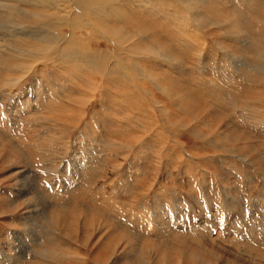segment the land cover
I'll return each mask as SVG.
<instances>
[{
    "label": "rangeland",
    "instance_id": "rangeland-1",
    "mask_svg": "<svg viewBox=\"0 0 264 264\" xmlns=\"http://www.w3.org/2000/svg\"><path fill=\"white\" fill-rule=\"evenodd\" d=\"M156 1L144 25L177 61L134 53L136 72L85 18L77 62L31 61L34 37L8 23L70 28L31 23L55 20L53 0H0V264H54L43 244L64 264H264V0ZM99 51L123 84L89 79Z\"/></svg>",
    "mask_w": 264,
    "mask_h": 264
},
{
    "label": "bare ground",
    "instance_id": "bare-ground-1",
    "mask_svg": "<svg viewBox=\"0 0 264 264\" xmlns=\"http://www.w3.org/2000/svg\"><path fill=\"white\" fill-rule=\"evenodd\" d=\"M33 3H38L40 1L43 2V0H31ZM46 1V0H45ZM54 2L51 3L48 6V10L50 11H54L53 13H51V15L55 16V20H52V18H50V20L45 21L42 17V21L40 20L39 17H37L34 14H31L30 12L27 13L29 16L31 15L30 18L34 19L35 21L31 22V23H39V22H44L45 24L49 25V27L47 26L45 29H49V28H54L55 27V23H57L58 25H65L67 27L70 28V33H71V37H64L63 39L58 38L57 36H53V34L49 31H37L36 34H29L30 30H24L27 28V26L25 27V23L20 22V23H8L7 25H17L19 27H21V29L23 30H19L22 31L23 33H19L17 34V36L21 37V36H25L27 35V37H34L35 40H37V42H35V40H25L23 42V44L26 45V47L28 48V54H29V58L31 61L34 62H38V63H42L43 60L46 57L49 56H54L56 60H58L59 62L65 63L68 65L70 63H75L78 61V59L81 57L80 53L77 51V48L74 45V41H75V36L78 32L84 31L82 30V27H80V25H84L85 23L83 22V18H85V20H90L93 24L96 25V27L99 30V34L104 36L106 38V40L108 42H111L110 44L113 45L115 48L117 46V48L119 49V52L121 51V53H123L122 56L123 59H125V66L127 67V62L131 61L132 64L134 65V67L138 70L136 72H140L141 71V66L139 65V62H134L133 61V57H135L136 55L141 56V59L143 61H152L153 63H156L158 60L157 58L165 56L168 59H171L173 61H177L174 56L172 54L168 55V44H166L165 42L161 41V36L158 34V31L154 30L152 27H150L149 25H144V20L147 22L148 18H155L153 20L157 21L158 18H156V16L153 14L154 10L156 7H158L157 5V1L156 0H123V4L122 7L120 8L121 2H119L118 4L115 2H112L113 0H53ZM142 1V2H140ZM175 2L177 0H174ZM180 3L182 4H190L191 8L193 9V5L188 1V0H179ZM178 1V2H179ZM199 0H195V5L198 3ZM61 3V4H60ZM127 3L128 6H126V10H123V6H125V4ZM29 5V4H28ZM36 5V4H35ZM43 6V5H42ZM128 7V8H127ZM188 7V8H190ZM6 8V7H5ZM123 8V9H122ZM187 8V7H186ZM9 9V8H8ZM160 9V8H159ZM44 10V9H43ZM47 10V9H46ZM195 10V7H194ZM26 11V10H25ZM30 11V10H29ZM87 11V16L85 15V12ZM159 11V10H158ZM10 13V16H15L16 14H19L18 10L13 9L8 11ZM26 13V12H25ZM139 13H142V16H139ZM141 15V14H140ZM4 16V14L0 15V20L2 19V17ZM19 16V15H18ZM41 16V15H40ZM155 16V17H154ZM88 17V18H87ZM166 17V16H165ZM195 17H197V15H195ZM12 18V17H11ZM21 18V15H20ZM25 18L22 16V19ZM49 18V17H48ZM9 19V18H8ZM149 19V20H150ZM26 20V19H25ZM31 20V19H30ZM151 20V21H153ZM163 21V19H161ZM27 21H29L27 19ZM12 22V21H11ZM143 22V23H142ZM150 22V21H149ZM172 22V21H171ZM154 24V22H151ZM173 23V22H172ZM184 23V22H183ZM164 24V23H163ZM12 25V26H13ZM86 25V24H85ZM115 25H118V27H116ZM162 25V24H161ZM167 25V24H166ZM169 25V24H168ZM179 25V24H178ZM176 25V26H178ZM156 26V25H155ZM34 29V28H33ZM176 29V28H175ZM183 29L185 30L186 28L183 27ZM5 30V29H4ZM166 31H170L168 29H166ZM86 32L92 36L93 32H88V30H86ZM165 33V32H164ZM237 33V32H236ZM66 34V33H65ZM226 34V33H225ZM239 34V33H238ZM182 36V35H181ZM224 36V35H223ZM243 36V35H242ZM258 37V36H257ZM62 38V37H61ZM229 38V37H228ZM240 39V38H239ZM94 40V39H93ZM253 40V39H252ZM30 41H34V42H30ZM243 42V41H242ZM167 48V50H166ZM9 49L11 50V48L9 47ZM223 49V48H222ZM4 50V49H3ZM170 50V49H169ZM175 50V49H174ZM5 51V50H4ZM19 51V50H18ZM172 51V50H171ZM23 52V51H22ZM228 51H226V54ZM5 53V52H4ZM19 53V52H18ZM27 54V55H28ZM232 54V53H231ZM258 54V53H257ZM69 56V59L67 58ZM130 58H128V57ZM199 56V55H197ZM228 56V55H227ZM25 57V56H23ZM27 57V56H26ZM20 58V57H19ZM166 58V59H167ZM85 59H87V61H89V64L87 63L86 65L89 66L90 68V76L89 79L90 80H94L96 78H100L102 80L108 81L107 83H111L112 81H118L119 83L123 84L122 81L120 80V76L119 74L117 75L116 73H118V70H115L116 66L111 63L109 56L106 55L105 53L102 52H94L92 54L89 55V57L85 56ZM89 59V60H88ZM162 60V59H160ZM255 60V59H254ZM261 60H264V53L262 52V54H258L257 59L255 60L256 65H261ZM83 61V60H82ZM119 61V60H118ZM122 61V62H124ZM167 61V60H166ZM165 61V62H166ZM114 62V61H113ZM182 63V62H181ZM180 63V64H181ZM199 63V62H198ZM202 63V61H201ZM32 64V63H31ZM30 64V65H31ZM178 63H175V65H177ZM242 64V63H241ZM27 65V64H26ZM25 65V66H26ZM33 65V64H32ZM120 65V64H119ZM166 65V64H165ZM186 65V64H185ZM198 65V64H197ZM196 65V66H197ZM202 65V64H201ZM24 66V64H23ZM169 66V65H168ZM262 66V65H261ZM17 67V66H16ZM78 67V66H77ZM11 68V67H10ZM31 68V67H30ZM33 68V67H32ZM82 68V67H81ZM133 68V67H132ZM175 68V67H174ZM255 68H257L255 66ZM262 68H264L262 66ZM261 68V69H262ZM19 69V68H14ZM28 69V67H27ZM77 69V68H76ZM87 69V68H86ZM118 69V68H117ZM140 69V70H139ZM177 69V67L175 68ZM203 69V67H202ZM229 69V68H228ZM30 70V69H29ZM88 70V69H87ZM143 70V69H142ZM174 70V69H173ZM7 71V70H6ZM123 71V70H122ZM203 71V70H202ZM234 71V70H233ZM259 71V70H258ZM262 71V70H261ZM26 72V71H24ZM29 71H27L28 73ZM133 74H135L134 72H132ZM76 74H80V73H76ZM139 74V73H138ZM136 75V74H135ZM132 76V77H135ZM141 75V74H140ZM4 76V75H3ZM22 76V75H21ZM25 76V75H23ZM78 76V75H76ZM129 76V75H128ZM153 76V75H152ZM19 77V76H18ZM83 77V76H82ZM123 77V76H121ZM142 77V76H141ZM21 78V77H20ZM79 78V77H77ZM86 78V77H85ZM84 78V79H85ZM137 78V77H136ZM146 78L148 81L152 82L154 85L156 86H161L158 85L155 78L151 77V75H148L146 73ZM15 79V78H14ZM88 79V78H87ZM86 79V80H87ZM123 79V78H122ZM131 79V78H130ZM140 79V78H139ZM4 80V79H3ZM76 80V79H75ZM120 80V81H119ZM126 80V79H125ZM124 80V81H125ZM158 80V79H157ZM77 81V80H76ZM75 81V82H76ZM129 81V80H128ZM89 82V81H88ZM93 82V81H92ZM98 82V81H97ZM113 83V82H112ZM139 83V82H138ZM93 84V83H92ZM91 84V85H92ZM105 84V83H104ZM118 84V83H117ZM83 85V84H82ZM85 85V84H84ZM89 85V86H91ZM144 85V84H143ZM7 87V86H6ZM85 87V86H84ZM143 88V87H142ZM157 88V87H156ZM92 89H94V87H92ZM162 90V89H161ZM79 91V90H77ZM81 91V90H80ZM94 92V91H93ZM187 93V92H186ZM84 94V93H83ZM91 94V93H90ZM169 94V93H168ZM88 95V94H87ZM84 96V95H83ZM178 97V96H177ZM81 99V98H80ZM79 99V100H80ZM177 99V98H176ZM173 100V98L171 99ZM83 102V101H82ZM158 102V101H157ZM177 103V105L182 106L185 102L183 101H174ZM78 103V102H77ZM84 104V103H83ZM79 106V105H78ZM153 106V105H152ZM163 108V107H162ZM188 108V107H187ZM189 110V109H188ZM164 114V113H163ZM196 116V115H195ZM203 117V114H202ZM151 118V117H150ZM144 119V118H143ZM199 119V118H198ZM202 120V119H201ZM212 120V119H211ZM144 121V120H143ZM193 121V120H192ZM198 121V120H197ZM207 123V122H206ZM175 124V123H174ZM182 124V123H180ZM184 125V124H183ZM171 126V124H170ZM182 126V125H181ZM209 126V124H208ZM180 127V126H179ZM207 127V126H206ZM177 128V127H176ZM214 130V128H213ZM212 131V130H211ZM214 135V134H213ZM212 136V135H211ZM217 136V135H215ZM158 137V136H157ZM219 137V136H217ZM213 138V136H212ZM220 138V137H219ZM143 139V138H142ZM218 143V142H217ZM232 152H230L231 154ZM21 178V177H20ZM27 201V200H26ZM32 201V200H31ZM32 204V203H31ZM39 204V203H38ZM29 205V204H28ZM31 206V205H30ZM38 206V205H37ZM42 206V205H41ZM36 207V206H35ZM28 208V207H27ZM60 211V210H59ZM37 212H39L37 210ZM27 213V212H26ZM29 213V212H28ZM31 213V212H30ZM45 213V212H44ZM85 214V213H84ZM65 214H63L62 212L55 214L53 216V219L51 218L46 219L44 221L47 222L48 226L52 225L54 227H58V229H60V224L64 223L65 220ZM155 215V214H154ZM179 215V214H178ZM46 216V215H45ZM78 216V215H77ZM83 216V215H82ZM84 217V216H83ZM85 217H87L85 215ZM77 217H75L74 219H76ZM68 220V219H67ZM80 220V219H78ZM82 220V219H81ZM87 220V219H86ZM94 221V220H93ZM105 221V220H104ZM67 222V221H66ZM65 222V223H66ZM75 222V221H74ZM192 222V221H191ZM190 222V223H191ZM209 222V221H208ZM87 223V222H86ZM92 223V222H91ZM83 224V223H82ZM99 225V224H98ZM208 225V224H207ZM44 226V224H43ZM47 226V227H48ZM92 226V225H90ZM104 226V225H103ZM94 227V226H93ZM192 227V226H191ZM46 227H44L45 229ZM102 228V227H101ZM48 229V228H47ZM57 229V230H58ZM64 229V228H63ZM95 229V228H94ZM105 229V228H104ZM51 230V229H50ZM34 231V230H33ZM32 231V232H33ZM61 231V230H60ZM66 231V230H65ZM29 232V231H28ZM44 232V231H43ZM88 232V231H87ZM34 233V232H33ZM36 233V232H35ZM34 233V236H35ZM58 233V231H57ZM89 233V232H88ZM92 232H90L91 235ZM16 235L18 236V233H16ZM22 235V234H21ZM64 235V234H63ZM89 236V234H87ZM59 236V235H58ZM22 237V236H21ZM44 237V236H43ZM42 237V238H43ZM24 238V237H22ZM21 238V239H22ZM45 238V237H44ZM77 238V237H76ZM36 239V238H35ZM21 241V240H20ZM53 241V240H51ZM87 241V240H86ZM44 242V241H42ZM19 243V242H18ZM27 243V242H26ZM46 244H43V250L44 251H39L38 253L43 254L44 258L47 260L52 261L51 263L55 262L54 264H64L66 263V259L64 258V256L58 252L52 250H49V246H48V250L51 252V254L47 253L45 248ZM21 247V246H20ZM27 251V250H26ZM61 251V250H59ZM37 253V254H38ZM39 256V255H38ZM70 257V256H69ZM76 258V257H74Z\"/></svg>",
    "mask_w": 264,
    "mask_h": 264
}]
</instances>
